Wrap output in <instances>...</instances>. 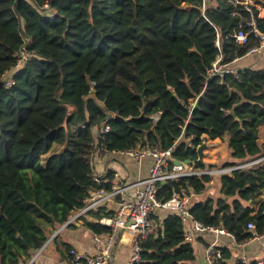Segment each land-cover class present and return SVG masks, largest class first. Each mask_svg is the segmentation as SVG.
<instances>
[{
  "label": "trees",
  "instance_id": "obj_1",
  "mask_svg": "<svg viewBox=\"0 0 264 264\" xmlns=\"http://www.w3.org/2000/svg\"><path fill=\"white\" fill-rule=\"evenodd\" d=\"M238 11L231 0H0V264L26 262L91 191L111 187L94 179L97 148L178 142L175 157L197 169L244 164L220 175L219 195L194 201L190 211L226 227L239 244L264 232V67L209 76L219 55L231 63L259 44L255 34L243 45L231 35L241 23L249 29L251 14ZM21 50L31 59L14 72ZM208 139L226 141L231 158L200 160L197 149ZM213 178H171L158 195L200 194ZM112 214L104 205L79 219L100 234L110 228L98 219ZM155 219L136 264H193L180 216ZM221 248L218 264H228L232 250Z\"/></svg>",
  "mask_w": 264,
  "mask_h": 264
},
{
  "label": "built area",
  "instance_id": "obj_2",
  "mask_svg": "<svg viewBox=\"0 0 264 264\" xmlns=\"http://www.w3.org/2000/svg\"><path fill=\"white\" fill-rule=\"evenodd\" d=\"M231 3L234 7L235 14L241 16L238 11L239 7L244 8L251 14V20L248 22L249 29L245 30L243 23H241L239 29L231 35L243 45L248 43L250 34H255L259 38V44L252 47L246 55L261 53L264 50V31L258 26L254 7L258 9V16L264 17V3L258 0H231ZM216 44L220 47L219 37ZM240 58L241 57H237L231 63H224L222 61V56L219 55L209 69V76L225 77L228 74L238 75L239 70L235 66V62ZM30 59L31 54H28L25 50H21L14 72L23 69ZM14 83L13 78H9L7 81L8 86ZM195 103L196 101L193 102L192 108ZM109 127L110 126H106L102 129L107 131ZM177 147L178 142L167 149L139 144L133 148L113 150L110 152L114 157H129L139 162L147 158L150 159L151 164L148 175L136 180H128L122 178L116 169H114L113 178L108 177L110 170H106L103 175L98 173L94 175V179L97 182H109L111 187L102 186L91 191L85 198V206L83 209L77 212L70 219V222L79 219L82 215H86V213L92 209L105 205L109 210H113V214L104 215L99 218L98 221L109 227L110 231L95 234L94 239L98 248L96 253L79 252V250L72 248L69 252V259H67L64 264H110L113 256L112 252L115 239L120 231L128 232L133 238V253L130 264L140 262L142 259L141 240L155 231L158 225L155 219L158 208L172 210L180 216L183 235L186 241L192 242L199 233L209 232L218 235L227 234L236 240L235 234L226 227L206 224L192 215L190 209L194 202L192 198L195 193L192 195H182L179 192H174L171 198L163 200L158 195V184L180 176L200 175L205 173L222 175L230 173L234 169L242 167L244 164L236 166H219L218 168L212 167L208 169H197L193 166L191 167L187 163L177 164L175 162L179 160L175 157ZM100 151H102L100 148L96 149L94 158L100 155ZM171 161H173L172 165ZM248 228L255 229L256 224L250 222ZM262 234L264 235V232ZM205 253L210 264H218L223 258V250L218 245L217 241L208 243ZM241 260L246 264H252L253 262L247 256L243 257ZM257 264H264V259H258Z\"/></svg>",
  "mask_w": 264,
  "mask_h": 264
},
{
  "label": "crops",
  "instance_id": "obj_3",
  "mask_svg": "<svg viewBox=\"0 0 264 264\" xmlns=\"http://www.w3.org/2000/svg\"><path fill=\"white\" fill-rule=\"evenodd\" d=\"M262 53H264V50L256 55H261ZM248 56L250 55L241 57L238 61L235 62V66L238 69L244 67H264V56L257 62H255L253 66H246L245 64L247 61L245 60V58ZM116 160H120V170L114 168L113 166V162ZM95 161L97 168L96 173L103 175L106 170L116 169L118 170L122 178L128 180H136L138 178L147 176L151 164V160L148 158L139 162L129 157H114L110 154V152L103 154L102 151H100V155L95 158ZM189 165L191 167H195V165L191 162L189 163ZM219 189L220 185L218 190ZM215 192L216 190L214 189V183H212L204 192L200 194L195 193L192 199L194 201L204 200L209 195L216 196L214 194ZM172 212L173 211L169 209L158 208L155 216L160 218V221H162L164 217ZM87 216L89 219H91L90 215ZM83 223L84 222L82 218H80L73 222V225L66 227H63V225H61L55 228L54 232L51 234L45 245L39 250L34 251L30 259H28L26 262H21L20 264H64V262L69 259V252L66 249L65 243H70L72 248L79 250V252L96 253L98 251V248L95 243L94 236L97 233H95ZM68 227H71V229H69ZM132 241V235L128 232H118L113 246V256L110 264H130L133 253ZM213 241H217L220 247L231 248L232 257L229 259L228 264H236L239 259H242L245 256H247L252 261L264 259V235L262 233H257L255 231L254 236L251 239L242 244H239L234 238L230 237L227 234L218 235L216 233L209 232L199 233L192 241L196 253V259L193 264H210L206 258L205 249L207 244Z\"/></svg>",
  "mask_w": 264,
  "mask_h": 264
},
{
  "label": "rangeland",
  "instance_id": "obj_4",
  "mask_svg": "<svg viewBox=\"0 0 264 264\" xmlns=\"http://www.w3.org/2000/svg\"><path fill=\"white\" fill-rule=\"evenodd\" d=\"M263 56H264V53H262L261 55H255V56L250 55V56L245 58V60L247 61V62L245 61L246 62L245 65L246 66H253L255 64V62H257ZM204 144H206V146L204 148V158L202 160L205 161L206 164H209L210 162H215L216 165H221V164H224L225 162H227V160H229L231 158L230 157V151L227 147L226 141L220 140V139H216V140L208 139ZM55 148L57 150H60V149H62V146L57 145ZM119 163H120V160L114 161L113 162L114 168L119 169ZM214 167L218 168L219 166H214ZM207 168H209V166H207ZM96 170H97V168H96ZM220 175L221 174H214L213 175L214 176V179H213L214 189L216 190V192L214 194L216 196L219 194L218 188L220 185ZM68 228L71 229V227H68Z\"/></svg>",
  "mask_w": 264,
  "mask_h": 264
},
{
  "label": "water",
  "instance_id": "obj_5",
  "mask_svg": "<svg viewBox=\"0 0 264 264\" xmlns=\"http://www.w3.org/2000/svg\"><path fill=\"white\" fill-rule=\"evenodd\" d=\"M195 105H198V99H197V101H196V103H195ZM109 118H118L119 117V115H114L113 116V114L112 113H109V116H108ZM192 143V141L190 140L189 141V144H191ZM205 146H206V144H203V145H201V146H199L198 147V152H199V159L200 160H202L203 159V157H204V148H205ZM177 164H182V163H187V164H189L191 161L190 160H176L175 161ZM228 199H230L229 197H228ZM69 223H70V220L68 221V222H66L65 224H63V227L64 226H68L69 225Z\"/></svg>",
  "mask_w": 264,
  "mask_h": 264
}]
</instances>
